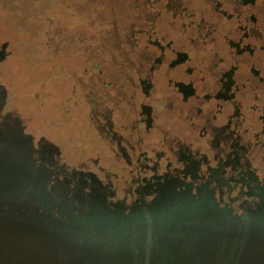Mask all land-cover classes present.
Returning <instances> with one entry per match:
<instances>
[{
	"label": "flooded vegetation",
	"instance_id": "1",
	"mask_svg": "<svg viewBox=\"0 0 264 264\" xmlns=\"http://www.w3.org/2000/svg\"><path fill=\"white\" fill-rule=\"evenodd\" d=\"M108 3L124 13L122 36L105 21V37L77 35L69 79L67 111L92 150L70 161L0 107V163L21 164L42 190L38 211L64 218L94 207L129 216L166 192L209 198L231 219L263 217L264 0Z\"/></svg>",
	"mask_w": 264,
	"mask_h": 264
},
{
	"label": "water",
	"instance_id": "2",
	"mask_svg": "<svg viewBox=\"0 0 264 264\" xmlns=\"http://www.w3.org/2000/svg\"><path fill=\"white\" fill-rule=\"evenodd\" d=\"M42 197L21 164L0 163V219L33 252L22 264H264V216L231 219L204 196L166 192L129 216L94 207L67 218L40 213Z\"/></svg>",
	"mask_w": 264,
	"mask_h": 264
},
{
	"label": "rangeland",
	"instance_id": "3",
	"mask_svg": "<svg viewBox=\"0 0 264 264\" xmlns=\"http://www.w3.org/2000/svg\"><path fill=\"white\" fill-rule=\"evenodd\" d=\"M119 2L115 0L117 6ZM108 4V0H97L94 7L89 0H0V47L6 49L0 55V93L6 99L1 110L63 144L70 161L88 155L94 145L77 133L81 123L67 111L70 74L80 66L82 46L76 36L105 37L103 21L106 28L119 24L121 35L124 13L119 7L112 13ZM47 29L60 47H45ZM107 41L115 44L113 38ZM21 234L0 219V264H22L33 255Z\"/></svg>",
	"mask_w": 264,
	"mask_h": 264
}]
</instances>
